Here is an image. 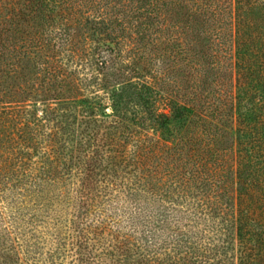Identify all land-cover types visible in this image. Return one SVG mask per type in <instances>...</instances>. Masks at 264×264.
Masks as SVG:
<instances>
[{
  "label": "trees",
  "instance_id": "obj_1",
  "mask_svg": "<svg viewBox=\"0 0 264 264\" xmlns=\"http://www.w3.org/2000/svg\"><path fill=\"white\" fill-rule=\"evenodd\" d=\"M65 261L264 264V0H0V264Z\"/></svg>",
  "mask_w": 264,
  "mask_h": 264
},
{
  "label": "rangeland",
  "instance_id": "obj_2",
  "mask_svg": "<svg viewBox=\"0 0 264 264\" xmlns=\"http://www.w3.org/2000/svg\"><path fill=\"white\" fill-rule=\"evenodd\" d=\"M91 90V91H90ZM90 90H85L84 96L94 100L93 97L95 98V102L97 105V111L98 113L102 112V107L105 103H110V98L108 97V90L107 89H101V88H92ZM107 112H111L112 108L110 106H107L105 108ZM65 264H69L68 262L65 261Z\"/></svg>",
  "mask_w": 264,
  "mask_h": 264
}]
</instances>
